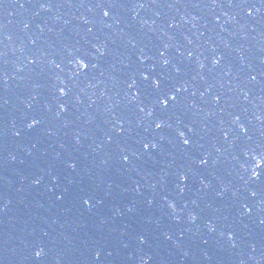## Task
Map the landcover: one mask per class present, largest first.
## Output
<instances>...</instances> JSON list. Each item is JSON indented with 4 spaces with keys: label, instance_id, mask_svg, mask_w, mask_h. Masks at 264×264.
Instances as JSON below:
<instances>
[{
    "label": "water",
    "instance_id": "water-1",
    "mask_svg": "<svg viewBox=\"0 0 264 264\" xmlns=\"http://www.w3.org/2000/svg\"><path fill=\"white\" fill-rule=\"evenodd\" d=\"M261 61L264 0H0V264L149 125Z\"/></svg>",
    "mask_w": 264,
    "mask_h": 264
},
{
    "label": "snow or ice",
    "instance_id": "snow-or-ice-1",
    "mask_svg": "<svg viewBox=\"0 0 264 264\" xmlns=\"http://www.w3.org/2000/svg\"><path fill=\"white\" fill-rule=\"evenodd\" d=\"M103 14H104V16H108V15H109V11H104ZM249 15H251V13H249ZM33 62H34V61H33ZM165 63H167V61H165ZM217 63H219V61H217ZM87 66H88L87 64H84V65H83L84 68H87ZM177 71H179V69H177ZM144 79H145V80H149L150 77L146 75V76H144ZM252 79H255V76H253ZM161 84H162V81H161L159 78H155V79H152V82H151V85H150V86H151V87H154V88H156V89H160V88H161ZM129 87H131V85H129ZM61 91H63V90H61ZM65 95H66V93H65ZM175 99H176V96H171V97H169L167 94H165L164 96H162V97L160 98L159 102H160L162 105H164V106L166 107V106L168 105V103H169V100L174 101ZM217 99H219V97H217ZM61 107H62V106H61ZM141 110L143 111V109H141ZM39 123H40V121L37 120L35 117H33V118H32V121H31V123L28 125V127H30V128H34V127H36ZM161 126H162L161 124H156V127H157V128H159V127H161ZM121 131H123V128H121ZM20 134H21V133H20L19 131H17V132L15 133V135H17V136H19ZM183 143H184V144H188V143H189V140H188V139H184V140H183ZM144 146H145V147H148V145H144ZM123 159H124V160H127V159H128L127 155L123 156ZM202 162L205 163V164L207 163V161H202ZM72 167L75 168V164H73ZM257 167H258V168H261V170L264 171V167H262L261 165H257ZM253 175H254L255 177L259 178V177L261 176V171H255V170H253ZM35 183L38 184V183H40V181L37 179V180L35 181ZM251 195H252L253 197H255V196L257 195V193H256V192H252ZM61 198H62V197H61ZM84 203L87 204L89 208L94 207V204H93V203H89L88 200H85ZM169 207L175 209L176 205H175L174 203H170V204H169ZM248 211H249V213H251L252 209L249 208ZM196 219H197L196 216H192V217H191V220H192L193 222H195ZM261 223H264V221H261ZM209 231H210V232H211V231H215V229H214V228H209ZM167 238H168V239H171V236H168ZM141 243H142V244L146 243V240L141 239ZM203 243H204V244H207L208 241H207V240H204ZM235 246H236L235 243H233V247H235ZM43 254H44V249H43V248H40L39 250L35 251V253H34V255H35L36 258L41 257ZM109 254H110V253H109ZM98 255H99V253H97V256H98ZM148 259L150 260L151 257H149ZM144 264H147V260L144 261Z\"/></svg>",
    "mask_w": 264,
    "mask_h": 264
}]
</instances>
